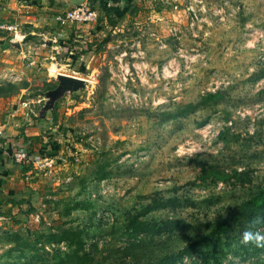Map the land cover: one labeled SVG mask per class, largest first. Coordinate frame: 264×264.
Instances as JSON below:
<instances>
[{
    "label": "rangeland",
    "instance_id": "374dc122",
    "mask_svg": "<svg viewBox=\"0 0 264 264\" xmlns=\"http://www.w3.org/2000/svg\"><path fill=\"white\" fill-rule=\"evenodd\" d=\"M66 1L39 0L38 10L54 17ZM88 1L89 43L34 37L21 72L0 78L2 107L18 97L35 113L54 75L89 82L46 113L45 142L64 158L57 177L70 180L35 178L18 211L3 209L0 264H52L36 236L75 228L99 264H264V247L242 243L247 230L264 234V207L244 214L264 190V0H97L103 11ZM76 202L90 207L66 215ZM131 217L152 232L177 224L130 239Z\"/></svg>",
    "mask_w": 264,
    "mask_h": 264
},
{
    "label": "crops",
    "instance_id": "0c3cea01",
    "mask_svg": "<svg viewBox=\"0 0 264 264\" xmlns=\"http://www.w3.org/2000/svg\"><path fill=\"white\" fill-rule=\"evenodd\" d=\"M38 1L0 0V23L15 24L18 29L14 38L12 33L0 30V78L12 76L7 75V71H13L17 67L18 59H23L24 56L22 46L28 40V42L33 40L34 37H44L49 34L53 40L63 37L75 40L77 35H79L78 37L83 35L84 40L89 43L87 38L93 33L90 29L95 20L91 23L81 24L83 28L79 31H73L72 28L69 30L62 26L63 24L55 23L53 16L49 17L40 13ZM101 1L113 5L111 0ZM115 1L119 2V0ZM106 9H110L109 6ZM44 27L48 29L47 32L43 31ZM86 47L88 52L90 46L87 44ZM14 72L16 75L21 71L16 68ZM18 101L17 97L3 102V107L0 104V221L6 219L3 217V209L5 211L19 210L18 207L22 203L19 199H26L32 194V181L35 178H46L34 170L33 166H23L14 162L11 156L16 150L22 148L32 156V159L51 160L55 170L54 179L50 178L52 182L60 183L70 180L69 177L62 180L57 177V173L63 170L64 158L59 157L60 151H56L57 149L47 142L50 134V131L45 130L48 116L45 115L44 119L34 120L30 115H27L29 108H26L25 103ZM64 149L67 150L65 155L69 157L72 152L70 146L66 145ZM81 221L79 219L77 223L80 224ZM2 246L3 243L0 241V254H3Z\"/></svg>",
    "mask_w": 264,
    "mask_h": 264
},
{
    "label": "trees",
    "instance_id": "16d2710c",
    "mask_svg": "<svg viewBox=\"0 0 264 264\" xmlns=\"http://www.w3.org/2000/svg\"><path fill=\"white\" fill-rule=\"evenodd\" d=\"M89 5H96L99 11H103V7L97 0H89ZM105 11V10H104ZM189 107L186 106L184 111H190ZM52 112V111H51ZM40 116L38 115V118ZM94 173V180L102 181L106 178V174L103 172V168L98 166ZM222 181V180H221ZM90 207L89 204H81V202H76L72 207L66 211V215L70 214V212L84 211ZM264 207V190H261L254 194L250 200L247 210L244 211V214L248 213L249 215L252 212L260 210ZM149 207L144 210V213L149 211ZM255 210V211H254ZM251 211V212H249ZM97 215V214H96ZM248 221V220H247ZM99 222V220H98ZM100 223V222H99ZM176 222H163L162 228H158L154 230V232L150 231L151 228L147 226V224L138 222L136 217L128 218L126 230L128 231L127 237L130 239L139 238V234H146L147 232L158 234L162 232H170L176 228ZM85 228H75V230H62L60 233L56 234L54 232L47 233H39L36 236L35 244L38 245L39 249L45 253H50V257L53 259L52 264H99L95 262L88 253H86L84 244H85ZM15 242L19 239L17 236H14ZM30 247L28 238H24V242L20 246H14L13 250L18 251L20 255H23V249H29ZM61 247V248H60ZM63 248L64 252L61 251ZM12 250V251H13ZM186 252V251H185ZM187 254H181L178 259L181 261L186 257ZM169 264L172 262L171 260H167ZM38 264H49L42 260L38 262Z\"/></svg>",
    "mask_w": 264,
    "mask_h": 264
},
{
    "label": "built area",
    "instance_id": "2783aa9c",
    "mask_svg": "<svg viewBox=\"0 0 264 264\" xmlns=\"http://www.w3.org/2000/svg\"><path fill=\"white\" fill-rule=\"evenodd\" d=\"M94 20L95 12L86 6L85 1L79 5L70 6L64 12L54 16V21L57 24H86L91 23ZM0 30L7 33H12L13 38L18 31L17 26L11 23H0ZM27 115H30L34 120H37L39 114L33 112L31 109H28ZM11 157L12 160L17 164H21L23 166L31 165L33 166L34 170L39 172L43 177L54 179L55 170L51 160L32 159V156L25 152L22 148L16 150ZM91 196H93L92 193ZM37 218L38 217L35 216L34 221H37Z\"/></svg>",
    "mask_w": 264,
    "mask_h": 264
},
{
    "label": "water",
    "instance_id": "95a60500",
    "mask_svg": "<svg viewBox=\"0 0 264 264\" xmlns=\"http://www.w3.org/2000/svg\"><path fill=\"white\" fill-rule=\"evenodd\" d=\"M85 0H67L66 4L75 6L83 3ZM56 83L55 87L43 93L42 101L43 105L39 110V118L44 119L47 112L53 111L54 102L67 96L70 98L73 94L83 93L89 85V82L76 77L66 76L62 74H56L52 77Z\"/></svg>",
    "mask_w": 264,
    "mask_h": 264
},
{
    "label": "clouds",
    "instance_id": "9594fccd",
    "mask_svg": "<svg viewBox=\"0 0 264 264\" xmlns=\"http://www.w3.org/2000/svg\"><path fill=\"white\" fill-rule=\"evenodd\" d=\"M258 222V220L250 222V229ZM242 243H254L257 247H264V234L258 231L254 232L252 230H247L242 234Z\"/></svg>",
    "mask_w": 264,
    "mask_h": 264
}]
</instances>
